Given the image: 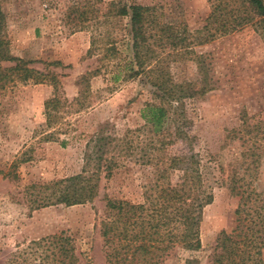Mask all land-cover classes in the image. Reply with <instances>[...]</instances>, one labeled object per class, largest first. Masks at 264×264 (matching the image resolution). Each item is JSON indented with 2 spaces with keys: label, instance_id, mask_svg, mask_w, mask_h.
Returning a JSON list of instances; mask_svg holds the SVG:
<instances>
[{
  "label": "rangeland",
  "instance_id": "374dc122",
  "mask_svg": "<svg viewBox=\"0 0 264 264\" xmlns=\"http://www.w3.org/2000/svg\"><path fill=\"white\" fill-rule=\"evenodd\" d=\"M102 1L0 0L11 55L57 81L11 83L0 90V264H39L42 249L34 253L31 242L60 233L73 238L79 264H107L100 233L107 199L141 203L155 182L156 169L147 162L160 156L148 151L144 130L131 133L135 148L123 166L110 177L102 169L93 202L37 209L29 189L81 173L87 143L95 135L122 139L129 130L147 126L148 104L161 103L144 75H128L131 20L115 16L112 2L147 7L158 31L173 28L167 32L174 34L177 49L168 44L167 32L150 44L165 77L183 95L184 107L172 116L170 129L184 126L189 135L172 144L166 158L193 150L213 202L204 209L201 249L176 248L162 264L190 259L210 264L221 233L231 234L239 224L240 197L231 192L229 179L244 173V145L226 136L241 129L244 112H264L261 18L245 0ZM55 96L61 101L52 107L55 118L49 123L46 102ZM50 133L55 135L49 138ZM259 139L256 145L263 149L264 136ZM247 180L256 195H264V156ZM262 258L264 264V251Z\"/></svg>",
  "mask_w": 264,
  "mask_h": 264
},
{
  "label": "trees",
  "instance_id": "16d2710c",
  "mask_svg": "<svg viewBox=\"0 0 264 264\" xmlns=\"http://www.w3.org/2000/svg\"><path fill=\"white\" fill-rule=\"evenodd\" d=\"M245 1L261 18L260 24L264 28V0ZM109 6L117 17L130 16L133 58L129 68L127 66L129 77L144 75L161 103L146 106L143 117L148 127L129 130L122 139L95 135L87 143L88 151L81 173L42 186L32 185L29 189L33 190L37 209L60 204L75 206L91 203L98 196L102 169L106 177H110L114 169L123 166L135 148L131 133L134 135L147 130V149L151 155L155 153L160 156L156 162L149 156L147 162L156 169L155 182L145 190L141 203L108 198L100 233L107 264H162L176 248L191 252L201 249L200 226L204 209L213 202V192L204 181L199 156L193 150L188 154L166 158L169 147L177 140L188 139L189 135L184 131V126L170 129L172 116L184 107L183 95L181 90L176 91L168 74L165 77L150 44L152 41L159 42L161 33L170 32L173 28L163 26L158 31L147 7L121 6L117 2ZM155 29L159 34H154ZM230 29L231 25L222 33L226 34ZM174 37V34H167V40L171 41L168 44L177 49ZM215 37L216 34L213 35ZM3 63H13L14 66L4 68L1 66ZM11 83L55 85L57 81L28 67L23 59L11 55L5 32V15L0 7V90ZM60 101L59 96H55L46 102L49 123L55 118L52 107L60 104ZM241 121V129L228 131L226 136V141L239 138L244 145L241 152L244 173L240 175L236 172L229 179L231 192L240 197L236 210L239 224L231 234L221 233L210 264H263L264 199L261 197L264 195H256L250 189L247 177L256 172L264 156V148L256 145L259 137L264 136V112L253 115L244 112ZM48 135L51 138L55 134ZM30 245L34 253L39 254L42 249L37 257L39 264H79L74 240L65 233L33 241ZM196 262L194 259L187 260V264Z\"/></svg>",
  "mask_w": 264,
  "mask_h": 264
}]
</instances>
